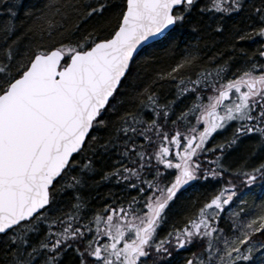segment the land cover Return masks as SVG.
I'll return each instance as SVG.
<instances>
[{"label":"snow or ice","instance_id":"obj_1","mask_svg":"<svg viewBox=\"0 0 264 264\" xmlns=\"http://www.w3.org/2000/svg\"><path fill=\"white\" fill-rule=\"evenodd\" d=\"M198 10L219 14L217 31L223 14L246 13L234 41L264 40V0H0V264H65L69 252V264H172L173 251L193 247L176 264H264V202L251 216L233 209L231 178L168 222L186 188L223 179L215 169L241 138L264 149V44L242 67L195 71L197 50L186 46L108 119L138 46L158 37L179 47ZM168 78L175 91L161 101ZM229 124L231 136L209 147ZM102 128L106 137L94 135ZM98 155L107 161L100 181H115L119 195L86 193ZM236 175L264 183V160Z\"/></svg>","mask_w":264,"mask_h":264},{"label":"trees","instance_id":"obj_2","mask_svg":"<svg viewBox=\"0 0 264 264\" xmlns=\"http://www.w3.org/2000/svg\"><path fill=\"white\" fill-rule=\"evenodd\" d=\"M24 2L28 3L31 0H24ZM205 2L206 0H197L198 6L200 3ZM252 2H258V0H252ZM245 14L242 12L223 14L221 22L224 24V29L217 31L214 25L219 14L202 13L198 10L192 14V19L197 21L198 26L187 27L181 30L182 34L180 39L183 40V43L179 47L170 48L162 39L143 47L135 57L132 71L129 74L125 86L119 88L117 91L116 100L113 101L116 104V109H110L111 115L108 119L115 121L120 111L127 108L131 99L130 93L138 86H142L148 79L152 78L157 70H167L168 67L175 64L184 55L186 46L188 50H191L193 47L197 50L198 60L195 68L191 69V71L209 65L215 66L217 64H223L224 62H227L232 69L242 67L243 61L247 59V54L255 53L258 45L264 42V40L258 37L245 39L242 42L234 41L233 33L246 23V20L243 18ZM17 19L19 20V17ZM114 19L115 17H113ZM252 19L255 20V17L253 16ZM4 20H6V17H0V22ZM186 71L189 70H182L181 74ZM153 90L155 91L156 89L154 88ZM174 91L175 81L172 79L168 78L159 82L161 101L165 98H171ZM186 102L184 99H181L175 105L176 111H181L182 106ZM144 112L150 115L149 109H145ZM177 124H180V122L177 121ZM234 126V124H229L225 129L215 132L209 138V147L211 144H219L229 138ZM94 135L106 137L108 130L102 128L94 132ZM204 155L207 156L208 153H204ZM232 155L236 156L234 162L230 160ZM97 160V171L95 174L88 176L89 188L86 189V193L97 200L105 199L106 194L109 192H114L116 195H119V185L115 181H100L99 178L103 175V166L107 161L99 155ZM211 160L212 157L209 156V160L204 162V166L208 167L209 171L214 170L209 166ZM261 160H264V149L257 146L255 138L251 136L247 139L241 138L238 144L233 145L225 151L222 163L226 167L224 169H220L219 167L215 169L217 172L223 171V179H220L219 176L209 177L206 181L197 182L194 187L186 188L180 193L176 202L172 204L168 222L171 223L173 220L182 217L188 209V206L194 202L198 206L200 202L204 201L208 195L230 178L237 185V194L242 196V204L240 205L238 202H236L238 204L234 203L233 209L239 205L249 216L258 214L260 205L264 202V183L258 181L255 185H248L242 181L240 176L236 175V169H240L242 172L245 167L254 166ZM70 195V192L58 193L57 198L66 200ZM224 216H229V213L227 214L225 212ZM224 223V221H221V224ZM161 231H164V229ZM193 251H198V249L193 247L185 251H173V256L169 259L172 261V264H176L179 257L191 255ZM73 259L72 253L69 252L65 257V264H69ZM149 264H151V260H149Z\"/></svg>","mask_w":264,"mask_h":264},{"label":"water","instance_id":"obj_3","mask_svg":"<svg viewBox=\"0 0 264 264\" xmlns=\"http://www.w3.org/2000/svg\"><path fill=\"white\" fill-rule=\"evenodd\" d=\"M158 40H160V38H158V37H153L151 40H146V41L142 42L141 45L138 46V49H137V52H136V56L138 55V53L140 52V50H141L143 47H145L146 45H149V44H151V43H153V42H155V41H158ZM263 44H264V42H263ZM136 56H135V57H136Z\"/></svg>","mask_w":264,"mask_h":264},{"label":"rangeland","instance_id":"obj_4","mask_svg":"<svg viewBox=\"0 0 264 264\" xmlns=\"http://www.w3.org/2000/svg\"><path fill=\"white\" fill-rule=\"evenodd\" d=\"M226 126H227V125H226ZM226 126H225L224 128H222V129H217L215 132H217V131H221V130L225 129ZM215 132H214V133H215ZM214 133H213V134H214ZM213 134H212V135H213ZM235 157H236L235 155H232L231 158H230V160L234 162ZM241 197H242V196H241L240 194H239V195L237 194V199H235V201H234V202L232 203V205H231L232 208H233V206H234L235 204H238V203H239L240 205L242 204V198H241ZM236 202H238V203H236ZM234 203H235V204H234ZM226 213L228 214V212H226Z\"/></svg>","mask_w":264,"mask_h":264}]
</instances>
